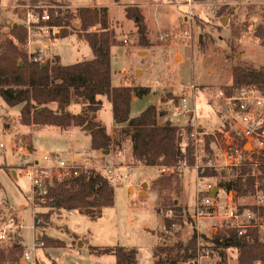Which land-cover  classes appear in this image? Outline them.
<instances>
[{
  "label": "rangeland",
  "instance_id": "obj_1",
  "mask_svg": "<svg viewBox=\"0 0 264 264\" xmlns=\"http://www.w3.org/2000/svg\"><path fill=\"white\" fill-rule=\"evenodd\" d=\"M37 5H54L55 9L61 5L60 16L66 15L65 22L59 23L61 31L57 38L32 33V41H43L47 46L33 42L41 48L32 49L27 45L25 48L29 53H36L38 59L57 58L63 64L94 57L84 38L79 8L107 6L109 27L116 37V44L111 48L112 84L149 89L147 94L133 98V115L154 104L162 111L161 122L174 117L175 123L185 125L187 119L176 116L167 102H176L184 94L185 86L194 83L195 97L189 91V99L196 105L200 125L210 133H218L224 124L219 90L231 86L233 67L264 64V45L255 36L256 28L264 23V0H0V42L9 35L12 26H26L29 12L36 16L41 10ZM127 9L141 13L147 28L143 36L137 30L135 19L128 16ZM98 28L96 25L89 30ZM125 38L128 43L123 41ZM50 104L57 108V104ZM71 105L78 111L83 109L82 103L72 102ZM20 110L21 105L9 106L0 97V143L5 145L0 150V194L7 200L6 207L0 205V230L12 215H18L16 225H19L9 228L7 239L0 241V250L6 255L0 264H11L9 253L15 250L17 243L23 245L22 252L15 254L19 255L21 264L24 251H30L35 240L45 236L59 239L63 245L59 243V247L54 248L45 240V246L35 251L38 264H116L114 254H97L90 250V246L116 245L138 249L136 264H154L159 256L166 255L165 251H160L161 247L190 240L193 235L190 223L182 220V224L169 227L166 220L172 218L167 217L166 209L176 203L181 209L193 207L196 186L193 165L183 162L178 171L163 174L159 165L147 166L137 161L124 125H116L111 130L110 152L101 149L99 154L91 151L90 134L78 130L61 131L58 126H49L33 129L31 135L25 134L27 125L20 122ZM100 112L110 128L111 121L114 122L113 112L106 98ZM31 143L32 151L27 148ZM47 153L61 154L80 162L90 157L102 173L105 166L116 167L125 181L111 182L115 187L114 205L104 207L100 216L93 217L79 210L60 209L48 202L42 204L33 196L23 159L43 162V155ZM12 168L18 171V177L15 173L13 176ZM171 175L169 186H154L156 179ZM237 175L235 170L218 171L217 181L234 180ZM143 183L148 186L143 188ZM228 194L245 205L256 201L255 195L238 197L234 189H222L215 202V214L219 217L225 215L231 202L227 200ZM34 202L41 205L35 207ZM34 214L39 215L40 220L35 229ZM217 226L218 233L226 230L223 219H207L202 232L208 239L210 235L213 238L217 235L214 230ZM236 252L230 249L226 260L221 257L219 263L236 261ZM22 264L26 263L22 261Z\"/></svg>",
  "mask_w": 264,
  "mask_h": 264
},
{
  "label": "trees",
  "instance_id": "obj_2",
  "mask_svg": "<svg viewBox=\"0 0 264 264\" xmlns=\"http://www.w3.org/2000/svg\"><path fill=\"white\" fill-rule=\"evenodd\" d=\"M54 14V9H50ZM137 24L140 35L147 29L139 11L132 13L127 9ZM84 38L91 47L94 57L73 64H62L57 58L53 60L35 59L36 53H29L25 48L28 43V30L25 25L11 27L9 35L0 42V97L9 106L21 105L20 122L39 129L45 126H58L68 129L70 126H88L87 133L91 136V149L109 150L111 135L102 122L97 120V112L103 106L100 95H106L112 104L113 119L116 125H124V131L132 142V154L137 161L147 166H174L181 162L193 165L195 162V144L188 125H176L170 119L160 121L162 111L154 104L148 105L138 115L131 111L134 97H141L149 92L146 87L133 85L114 86L112 84L111 48L116 44L115 32L109 27L107 6H85L78 10ZM66 15L56 17V24L65 22ZM98 25V30L89 28ZM255 36L264 45V23L255 30ZM264 87V65L260 67L237 64L232 71L231 88L247 85ZM229 88L227 90L229 91ZM57 102V108L49 106ZM82 103L79 113L68 110L72 103ZM228 129L227 124L222 125ZM235 134V133H234ZM261 187L264 190V165L261 166ZM209 175L217 174L208 171ZM172 175L156 179L154 186L167 187L172 183ZM256 177L249 167H242L236 179L219 183L226 190L234 189L238 197H245L255 192ZM50 203L64 210H79L93 217L100 216L102 209L115 203V187L109 179L95 170H83L49 188ZM170 207L181 210L176 204ZM168 207V208H170ZM167 208V209H168ZM166 209V211H167ZM40 224L39 217L35 219ZM182 224V219H167L166 225ZM217 233L214 240L219 247L235 246L238 249V261L235 264H264V239L256 229H248L239 236L234 229L221 241ZM49 246L59 247L63 242L45 236ZM195 238L188 242L181 240L174 245L161 247L166 255L159 256L154 264H181L189 256V249ZM15 250L9 253L11 264H20L18 254L23 245L17 243ZM97 254L112 253L116 264H136L138 249L125 246H90ZM6 258L0 250V263ZM222 264H230L223 262Z\"/></svg>",
  "mask_w": 264,
  "mask_h": 264
},
{
  "label": "built area",
  "instance_id": "obj_3",
  "mask_svg": "<svg viewBox=\"0 0 264 264\" xmlns=\"http://www.w3.org/2000/svg\"><path fill=\"white\" fill-rule=\"evenodd\" d=\"M37 9H41L38 11L39 13L35 16L34 13L29 12V18L26 21L27 46L33 43L32 33H41L57 38L61 31V25L54 22V19L62 14L61 5H58L57 9L54 5L51 7L37 5ZM50 9H54V14L50 12ZM185 34L187 37L190 36L187 31ZM123 41L128 43L129 40L125 38ZM35 59L38 58L35 57ZM184 90V94L176 102L169 101L167 104H170L169 108L174 111L176 116L187 119L186 125L191 128V137L195 144V160L203 162L193 164L196 171L193 207L191 209L183 207L180 211L170 207L167 209L166 215L172 219L180 217L183 222H189L193 228L191 237L195 238V242L189 249V256L181 264H220L219 260H222L221 255L225 248L219 247L212 235H208L210 237L208 239L207 234L202 232L207 219L216 217L223 219L226 230L221 235V241L229 235L227 232L231 229L236 230L239 236L244 235L248 229H256L260 238L264 239V190L261 187L263 182L261 166L264 165V87L253 84L239 88L230 87L229 91L220 89V113L224 119L223 125L227 124L229 128H220L218 133H210L200 125L196 105H193L189 99V91H192V96L195 97L196 85L192 83L189 87L185 86ZM4 148L5 145L0 143V150ZM23 161L24 173L31 181L33 196L42 201V204L50 203L51 199L48 198V193L51 186L78 176L83 170L92 169L100 172L110 182L124 183L125 181V178L117 173L116 167L105 166L104 173H102L90 157H85L80 162L77 159H68L61 154L47 153L43 155V162L30 161L28 158H24ZM182 163L174 166H159L164 174L175 169L178 171L183 165ZM245 166L249 167L256 177L255 192L245 197L255 195L256 201L253 204L245 205L238 202L237 199H232V194H228L227 200L231 199V202L225 209V215L219 217L215 214V202L218 201L220 191L224 188L219 186L217 174L209 175L208 171L217 173L223 170H235L238 172ZM215 187H218V190L214 195H211ZM0 205L7 206V200L1 194ZM34 205L39 207L41 204L34 202ZM190 216L193 219H190ZM33 217L35 220L39 215L34 214ZM17 218L18 215L9 217L3 229L0 230V241L7 239V231L16 225ZM176 225L178 223L173 224V226ZM18 226L16 225V227ZM20 226L22 227L23 224ZM35 227L36 222L34 229ZM218 229V226L214 227L216 234ZM43 246H45L44 239L35 240L32 249L24 251L21 264L22 261L26 264H38L35 251L38 247Z\"/></svg>",
  "mask_w": 264,
  "mask_h": 264
},
{
  "label": "crops",
  "instance_id": "obj_4",
  "mask_svg": "<svg viewBox=\"0 0 264 264\" xmlns=\"http://www.w3.org/2000/svg\"><path fill=\"white\" fill-rule=\"evenodd\" d=\"M69 1V0H68ZM87 6V5H86ZM89 6V5H88ZM91 6H93V5H91ZM95 6V5H94ZM35 44H37V43H42V45H46L45 44V42H43V41H33ZM34 44V45H35ZM53 44H56V43H53ZM33 45V43H31L30 45H28V47L29 48H32V49H36V48H41L40 46H34ZM47 46V45H46ZM44 48L45 47H43L41 50H44ZM92 51V50H91ZM93 54V53H92ZM90 57V56H89ZM75 62H78V60H75V61H70V62H66V63H68V64H70V63H75ZM61 63H62V60H61ZM63 64V63H62ZM264 65V64H263ZM112 69V68H111ZM114 86H116V84H113ZM99 98L103 101V103H104V99L106 98L107 99V101H108V106H109V108H112V104H111V102H110V100L107 98V96L106 95H100L99 96ZM54 104H57V102H54ZM49 106L50 107H52L53 108V106L51 105V104H49ZM157 106V105H156ZM68 110H70L71 112H73V113H79L80 112V110L78 111V110H76V109H73L72 108V105L70 104L69 106H68ZM159 110V109H158ZM101 110H99L98 112H97V120L98 121H100V122H102L103 123V125L106 127V129H107V132L109 133V134H111V130L113 129V128H115V126H116V124L113 122V121H111V127L109 128L108 127V125L104 122V120H103V118H102V116H101V112H100ZM173 118L174 117H171L170 119H171V121H173V123L174 124H177V125H179L180 123H175L174 122V120H173ZM114 120V119H113ZM22 124V123H21ZM24 125V124H23ZM45 127H49V126H45ZM58 128V127H57ZM24 129H25V134H30L31 135V132H32V130L34 129V127L33 126H25L24 127ZM62 130H65V131H71V130H78V131H80V132H83V133H86L87 134V131H85V130H83L80 126H70L68 129H61V131ZM32 140V139H31ZM27 148H29V149H31V151L32 150H34V146H33V143H31V145H27ZM92 152H93V154H99V153H101L102 152V150L101 149H98V150H94V149H92L91 150ZM105 151V150H104ZM82 160V159H81ZM84 160V159H83ZM82 160V161H83ZM11 173L13 174V176H14V173L15 174H17V176L16 177H18V171L17 170H15V168H12L11 169ZM131 189H133L134 190V188L133 187H130V190ZM148 190H146V193L148 194ZM141 193V190L139 189V194ZM68 211V210H67ZM74 210H70V212H73ZM262 238H263V236H261ZM78 241H80V239H78ZM83 245H84V242L82 243ZM55 248V247H54ZM230 249H236V251H238V249H237V247H235V246H230V247H227V248H225V249H223V253H222V257H224V259L227 257V254H228V252H229V250ZM235 258H237L236 259V261H234V262H232V263H230V264H235V263H237V261H238V252H236V257ZM138 260V259H137ZM226 260V259H225Z\"/></svg>",
  "mask_w": 264,
  "mask_h": 264
},
{
  "label": "water",
  "instance_id": "obj_5",
  "mask_svg": "<svg viewBox=\"0 0 264 264\" xmlns=\"http://www.w3.org/2000/svg\"><path fill=\"white\" fill-rule=\"evenodd\" d=\"M225 19H223V21H224ZM85 130H87L88 129V126L87 125H85L84 127H83ZM105 152L106 153H109L110 152V150H105ZM148 186V183H143L142 184V187L143 188H146ZM217 190H218V187H215V189H214V191L211 193V195H214L216 192H217ZM142 192V191H141ZM143 192H145V191H143Z\"/></svg>",
  "mask_w": 264,
  "mask_h": 264
}]
</instances>
